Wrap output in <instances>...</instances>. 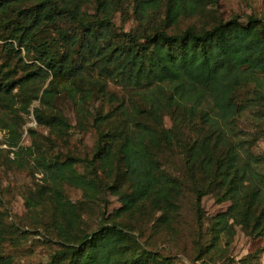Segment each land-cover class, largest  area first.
Returning a JSON list of instances; mask_svg holds the SVG:
<instances>
[{
	"label": "trees",
	"instance_id": "trees-1",
	"mask_svg": "<svg viewBox=\"0 0 264 264\" xmlns=\"http://www.w3.org/2000/svg\"><path fill=\"white\" fill-rule=\"evenodd\" d=\"M210 1L216 0H0V126L8 145L19 141L21 112H29L35 99L37 123L63 138L72 124L57 102L61 92L72 101L78 125L98 132L96 148L83 157L52 153L53 137L42 140L27 128L31 144L26 151L50 185L39 184L25 202H49L59 238L47 264H171V255L140 243L134 220L160 210L156 224L171 228L188 181L199 228L205 193L231 200L209 219L208 242L195 240V259L223 236L229 244L236 224L250 235L264 234V170L257 168L264 155L243 156L247 139L233 136L247 108L255 120L264 121V18L250 13L242 21L234 14L206 26L168 30ZM162 3L164 14L154 22L153 10ZM126 5L137 22L128 29L115 22ZM108 81L130 92L128 103L106 88ZM95 95L117 100L120 118L109 119L111 112L100 108L91 112L88 102ZM165 115L171 117L169 126ZM199 117L202 125L196 123ZM103 123H108L104 130ZM170 148L181 153V176L161 159ZM79 162L91 176L77 170ZM63 183L81 188L88 198L110 189L121 205L96 228L84 230L80 204L66 197ZM123 214H130L128 221L121 220ZM14 232L0 210V264L12 262L3 245ZM262 250L247 254L241 264H260L253 258Z\"/></svg>",
	"mask_w": 264,
	"mask_h": 264
},
{
	"label": "rangeland",
	"instance_id": "rangeland-1",
	"mask_svg": "<svg viewBox=\"0 0 264 264\" xmlns=\"http://www.w3.org/2000/svg\"><path fill=\"white\" fill-rule=\"evenodd\" d=\"M153 12L155 14L154 22L159 21L164 14L163 3ZM250 13L264 18V0H216L213 3L210 1L196 15L180 17L177 24L168 30L180 31L189 25L206 26L219 18L227 19L234 14L238 15L240 20L245 21V16ZM133 15L132 6L126 5L123 12L116 13L115 22L118 25H123L125 29L134 27L137 22ZM3 44L4 41L0 39V62L4 61ZM9 62L11 65L14 64V60ZM106 88L114 92L117 100L123 98L128 103L130 92L110 81H108ZM56 99L72 124L63 138L56 137L49 131L48 126L37 123L32 108L39 103L38 99L30 104L29 112H21L24 121L20 127L21 135L16 145H8L7 131L5 132L0 126V148L5 151L0 153V210L4 212V218L11 224V228L14 226L16 229V232L11 233L3 245L4 253L12 256L11 264H47L51 252L58 247L59 243L58 234L50 215L49 202L43 199L32 206H28L25 202V195L29 191L35 190L39 184L50 185V180L46 179L43 172L36 168L33 155L26 151V147L31 144L27 128H34L37 136L42 140L53 137L52 153L56 152L61 155L71 153L77 156L90 157L97 146V130L89 124L84 129L78 125L76 109L66 94L61 92ZM117 100L110 102L100 95H95L89 100L88 108L91 112L100 108L98 111L111 112L109 119H119L120 112L114 109ZM137 105L140 108L142 102L141 104L138 102ZM203 107L212 111L210 103H204ZM253 112L252 108L245 109L237 118L236 126L233 129L235 130L234 140L247 139L243 149H241L243 156L247 155L248 152L264 155V121L255 120ZM164 123L167 126L171 124L169 115L164 116ZM196 123L198 125L203 124L200 117ZM107 126L108 123L102 129H106ZM15 150L18 152L17 155L14 153ZM6 152L15 159H7ZM162 155L161 159L166 168L179 176L184 174L181 153L177 149L170 148L165 150ZM76 168L78 171L86 172L88 176H91L88 173L89 168L84 163H77ZM257 168L264 170V163L260 162ZM99 175L100 178L105 177L102 171H99ZM62 190L72 202L80 204L79 225L84 230L96 228L106 218V214H112L121 205L118 194L110 189H106L103 195V190H100L97 192L99 195L89 198L87 195L84 196L81 188L68 183L62 184ZM230 203V199H218L214 191L205 193L201 198L203 218L202 226L199 228L195 220L193 192L188 181L171 228L163 227L159 222L156 224L155 218L161 213L160 210H156L154 213H146L134 220V233L138 234L140 243L146 248L171 255L173 257L171 264H201L202 261L209 264H241L240 259H244L247 254L264 247V234L250 235L239 224L234 226L235 231L229 244L225 243L223 236L215 248L202 255V259H195L198 253L195 240L208 242L209 219L218 212L225 210ZM129 218L130 214L121 216V220L128 221ZM253 260L264 264V250Z\"/></svg>",
	"mask_w": 264,
	"mask_h": 264
}]
</instances>
